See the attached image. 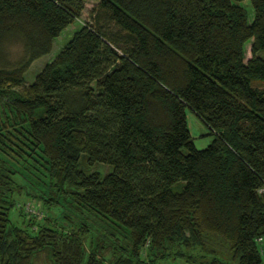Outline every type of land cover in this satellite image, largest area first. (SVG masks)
Here are the masks:
<instances>
[{"label": "trees", "instance_id": "1", "mask_svg": "<svg viewBox=\"0 0 264 264\" xmlns=\"http://www.w3.org/2000/svg\"><path fill=\"white\" fill-rule=\"evenodd\" d=\"M241 1L99 0L26 84L85 0H0V264H264V0Z\"/></svg>", "mask_w": 264, "mask_h": 264}, {"label": "rangeland", "instance_id": "2", "mask_svg": "<svg viewBox=\"0 0 264 264\" xmlns=\"http://www.w3.org/2000/svg\"><path fill=\"white\" fill-rule=\"evenodd\" d=\"M99 0H85V9L80 16V20L82 22H89V11L93 5H95ZM246 9L248 20L251 21L253 19V8L249 0H243L240 2ZM80 22L78 19L74 20L70 25H68L61 34L53 40V46L49 53L35 59L29 68L26 70L24 74V80L26 84L31 83L34 79L36 74L43 68V66L51 61L63 48V46L67 43V41L71 38L73 32L80 26ZM6 52L8 55L9 60L14 61L20 57L22 53V47L18 42H11L6 46ZM245 52V60H247L251 53H250V41L245 44L244 48ZM264 56V52L260 53ZM260 85V84H259ZM264 86V82L261 83ZM260 85V86H261ZM186 116H187V124L190 130L192 137L194 138L195 147L198 149H202L206 147L213 138L212 134H209L208 126L190 109H186ZM112 166L105 163L95 164L94 166L87 167L88 171L98 170L102 174H106L111 171ZM18 205L19 207L23 206L24 210L28 212L30 215H36L37 218L46 224L50 225V222H53L54 219L59 218V213L55 209H47L42 207L41 205L26 199V197L22 194L18 197ZM22 208V207H21ZM32 208V210H31ZM31 212V213H29ZM12 220L17 224H21L23 221L22 215L17 210H13L12 213ZM87 245V240L85 241ZM191 252H198V249H194ZM109 257V255L107 254ZM140 256L142 258L146 257V246H144L140 251ZM34 264H51L44 253H39L34 260ZM175 264H185L182 260L178 259Z\"/></svg>", "mask_w": 264, "mask_h": 264}, {"label": "built area", "instance_id": "3", "mask_svg": "<svg viewBox=\"0 0 264 264\" xmlns=\"http://www.w3.org/2000/svg\"><path fill=\"white\" fill-rule=\"evenodd\" d=\"M80 23L84 24V22H82L80 19H78ZM32 210V208H31ZM28 213V212H27ZM31 213V212H29ZM257 242L260 244V245H263L264 244V237H258L257 238ZM260 251L262 252V248H260Z\"/></svg>", "mask_w": 264, "mask_h": 264}]
</instances>
